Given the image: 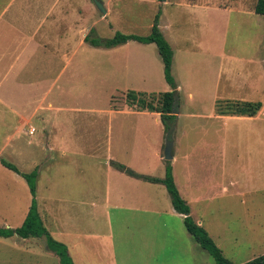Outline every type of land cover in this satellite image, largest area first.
Masks as SVG:
<instances>
[{"label":"rangeland","instance_id":"374dc122","mask_svg":"<svg viewBox=\"0 0 264 264\" xmlns=\"http://www.w3.org/2000/svg\"><path fill=\"white\" fill-rule=\"evenodd\" d=\"M8 2L0 0V16L20 26L24 0L5 12ZM256 2L172 0L168 7L145 9L122 2L103 19L92 0H77L78 25L89 26L92 37L102 40L118 32L149 36L161 12L178 88L166 81L156 44L78 46L70 73L60 78L61 91L47 97L46 109L30 122L33 128L23 126L29 134L35 127L36 135L22 141L15 136L12 143L0 136V145L8 144L0 158V227L21 228L35 200L44 228L67 247L72 264H216L187 231L186 215L175 211L164 185L133 178L116 166L163 179L170 165L190 216L227 259L244 264L263 256L264 97L255 100L263 103L256 121L216 116L218 106L232 112L236 103L249 102L218 99L222 75L224 86L229 76L232 86L237 82L236 95H244L241 83L251 79V84L254 77H262L264 88V16L247 13ZM54 69L44 68L41 77ZM172 91L178 93L171 131L160 114L142 112L129 99L132 93L155 95L158 104L160 93ZM11 120L0 121V134L13 132ZM170 141L174 159L168 161ZM2 159L21 173L37 171L36 196ZM20 238L17 243L14 235L0 237V264H61L41 241L46 237Z\"/></svg>","mask_w":264,"mask_h":264},{"label":"crops","instance_id":"0c3cea01","mask_svg":"<svg viewBox=\"0 0 264 264\" xmlns=\"http://www.w3.org/2000/svg\"><path fill=\"white\" fill-rule=\"evenodd\" d=\"M16 1L9 0L5 7V12ZM101 1L107 10L108 16L119 11L117 8L120 7L122 2L137 3L138 6L144 9L150 8L152 5L154 8L157 5L168 7L169 3L172 2V0H168L166 3H159L156 0ZM42 2L43 0H24L22 7L24 18L23 21H20V26H13L11 21L6 22L0 16V24L3 21L6 23L5 26L0 27V117L3 115L0 121L8 122L11 120L8 118L9 115L16 117L15 121L11 120L16 122L14 123V129H12L13 132L0 134L6 139L5 142H16L15 136L19 141H22V138L27 136V134L30 136L36 135L37 130L35 127L32 131L34 134H29L28 130L30 129L23 130V126L29 125V128H33L30 122L34 120L35 116L38 117L41 111L46 109L45 101L47 97L57 89L61 91V88H59L60 78L67 72L70 73L71 66L76 62L78 46H84L86 37L91 33L89 26H80L76 21V14L79 10L78 4H76L77 0H49L50 3L47 8H44ZM207 6L214 8L210 5ZM223 9L229 10L230 8ZM247 13L252 14L254 12L250 10ZM107 15H104L103 19ZM225 57L227 59V56ZM228 60L231 61V56H229ZM53 66L56 68L53 75L51 74L53 70H51L49 77H41L40 72L44 68L48 72L50 67ZM220 79L217 82L218 92L216 97L218 99H241L249 102H258L255 100L264 97L262 77H254L251 84H249L251 79H248L246 83H241L240 92L244 91V95H236L237 82L236 85L232 86L231 83L233 81L230 76L226 86L223 84L225 76L222 75ZM30 93L31 99H28V94ZM191 96L192 94H190ZM246 96L252 98L253 101L247 100ZM48 107H53L52 103H49ZM262 111L263 103L262 109L256 117H221L225 119H246L248 122H253L258 120ZM7 145L6 143L0 145V158L1 154L5 152L4 149ZM46 217L49 218V215L47 214ZM196 223L202 226L201 222ZM14 239L18 241L17 243H21V238L18 235H14ZM41 241L48 246L46 238Z\"/></svg>","mask_w":264,"mask_h":264},{"label":"trees","instance_id":"16d2710c","mask_svg":"<svg viewBox=\"0 0 264 264\" xmlns=\"http://www.w3.org/2000/svg\"><path fill=\"white\" fill-rule=\"evenodd\" d=\"M159 3H166L168 0H156ZM253 12L257 15L264 16V0H257L252 9ZM160 16L161 12L158 13L154 20V24L149 36H138V35H127L121 32L116 33V35L108 40L98 39L92 37V32L86 37L85 42L95 48H116L122 45H125L131 41L139 42L142 44H156L158 47L159 54L164 62V73L165 78L168 84H170L174 89H176V83L173 77V63H174V51L172 47L165 39L161 28H160ZM178 88V87H177ZM177 91L165 92L159 94L158 104H155L154 98H157L155 95L148 96L147 94H137L132 93L130 100H132L134 105L141 109L142 112L148 111L151 113L160 114L162 123L165 126L166 130L171 131L176 120V102H177ZM139 97V98H138ZM231 103V102H230ZM229 102L227 104H230ZM220 104V103H219ZM218 104V105H219ZM262 109L261 102H238L236 103L232 112H226L220 106L217 107L218 116H231V117H256ZM2 164L16 171L20 174V170L13 164L1 160ZM120 170L128 174L129 176L137 179L144 180L146 182L162 184L166 187L167 191L171 196L172 205L176 212L181 215H186L184 218V224L189 232V234L194 238L196 243L200 245L202 249L207 251L216 261V264H236L231 260L227 259L222 250L218 247L214 239L210 236L208 231L198 225L194 219L190 216V208L187 202L182 198L173 177V169L169 165L167 167V173L165 178H153L145 175H141L136 171L126 168L124 165H116ZM22 176L27 180L30 185L31 192L36 196V185L35 180L37 178V171L32 173H21ZM13 235H18L22 238L29 237H46L48 247L50 250L54 251L61 259V264H72V259L68 254L67 247L56 241L51 234L43 226L41 217L38 213L36 207V201L34 200L33 206L31 208L30 214L27 217L23 226L19 229H3L0 227V237L9 238ZM244 264H264V255L258 257L250 262Z\"/></svg>","mask_w":264,"mask_h":264},{"label":"water","instance_id":"95a60500","mask_svg":"<svg viewBox=\"0 0 264 264\" xmlns=\"http://www.w3.org/2000/svg\"><path fill=\"white\" fill-rule=\"evenodd\" d=\"M92 1L96 5V7L98 8V10L100 11L101 14L107 15V10H106L104 4L100 0H92ZM173 146H174V143L172 141H170L167 144L166 153H165V159L168 160V161L174 159L173 155H172Z\"/></svg>","mask_w":264,"mask_h":264}]
</instances>
